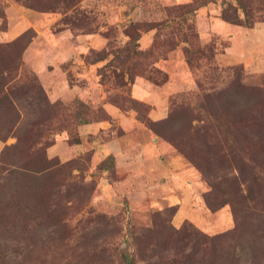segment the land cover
Returning a JSON list of instances; mask_svg holds the SVG:
<instances>
[{"label": "rangeland", "instance_id": "obj_1", "mask_svg": "<svg viewBox=\"0 0 264 264\" xmlns=\"http://www.w3.org/2000/svg\"><path fill=\"white\" fill-rule=\"evenodd\" d=\"M191 1L0 0V69L36 102L16 123L0 104V153L27 133L47 160L40 178L0 173L16 175L0 181L2 255L264 264V26L243 35L220 18L235 0Z\"/></svg>", "mask_w": 264, "mask_h": 264}, {"label": "trees", "instance_id": "obj_2", "mask_svg": "<svg viewBox=\"0 0 264 264\" xmlns=\"http://www.w3.org/2000/svg\"><path fill=\"white\" fill-rule=\"evenodd\" d=\"M212 1L214 0H192L191 1L192 3H189L182 7L184 8L183 13L195 14L199 8L205 6L206 4ZM262 1L264 0H235L234 4L231 2H226V3L222 2L224 6H222L220 10V18L223 21L231 24H237L240 26L251 28L255 25L256 22L264 21V15L260 12L262 10L260 8V6L262 5ZM253 5L255 6L253 7ZM239 9L242 10V16H240L238 13ZM2 22H4L3 17H2ZM190 32H192L191 29ZM26 35L27 33L18 36L15 40L7 44L6 46L12 50V48L17 47L18 43H20ZM190 37H192V33L190 34ZM12 51L15 52V49H13ZM14 61L15 62L13 68L16 70L20 66V51L15 55ZM11 68L0 69V104H3V101H6L9 104L11 110L13 109L12 112L15 114V117H13V122L16 123L19 122V120L22 117L23 113L21 112V110L24 109V103L36 104V102L30 100V95L28 94L27 91L18 90L16 92L17 87L13 88L10 86L14 82L13 79L17 77L16 75L13 76L10 75V72L12 70ZM8 69L10 70V72ZM6 121L7 123H9L10 121H12V119L9 120L7 118ZM2 130L3 129H0V140L4 141L9 136L11 127L9 126L7 132L5 133H3ZM15 136L17 137L16 144L12 146H6V148L2 150V152L0 153V173L5 171L7 172L21 171L25 175H17V176H20L22 178H27V177L40 178L45 176V175H27L31 173H35V174L42 173V171H44L47 168V166H45L47 160L45 158V155L43 154V151L40 150V148L34 149L33 147L34 142L31 141V143L28 144L27 140L29 139V134L24 133L22 138L18 133H15ZM20 144L22 145V147L25 146L23 149L24 151L21 150V152L26 153L25 155L26 158L20 160V159H16L15 156L11 155L13 156V160L9 159V151H8L9 148L12 147V149L15 148L18 149V146ZM6 164L10 167V170L4 167V165ZM12 176H16V175H0V181H2L3 183L7 179H9V177ZM2 183H0V188ZM0 251H1V246H0ZM15 257L16 256L7 257L6 254L2 255L0 253V264H21L19 263V260Z\"/></svg>", "mask_w": 264, "mask_h": 264}, {"label": "crops", "instance_id": "obj_3", "mask_svg": "<svg viewBox=\"0 0 264 264\" xmlns=\"http://www.w3.org/2000/svg\"><path fill=\"white\" fill-rule=\"evenodd\" d=\"M223 22H225V21H223ZM226 23H228V22H226ZM229 24H231V23H229ZM258 25H259V26H264V23L261 22V23H259ZM232 26L236 27V25H232V24H231V28H232ZM237 27H239V28H237ZM237 27H236V28H237L236 30L238 31V33H241V34H243V35H246V33L249 34L251 31H253V30H255V29L257 28L256 25H254V26L251 27V28H247V27L240 26V25L237 26ZM224 28H225V27H224ZM237 35H238V34L236 33V35L232 37V45H233V46H230L231 48H232V47H233V48L236 47V46H235L236 44H233V41L235 40V37H236V40H238V39H237ZM249 44H252L251 41L249 42ZM229 49H230V48H229Z\"/></svg>", "mask_w": 264, "mask_h": 264}]
</instances>
